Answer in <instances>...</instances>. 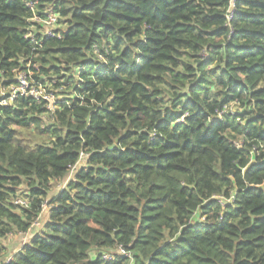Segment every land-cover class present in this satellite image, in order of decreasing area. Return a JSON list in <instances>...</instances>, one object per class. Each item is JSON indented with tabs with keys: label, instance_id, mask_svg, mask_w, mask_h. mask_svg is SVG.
<instances>
[{
	"label": "trees",
	"instance_id": "16d2710c",
	"mask_svg": "<svg viewBox=\"0 0 264 264\" xmlns=\"http://www.w3.org/2000/svg\"><path fill=\"white\" fill-rule=\"evenodd\" d=\"M0 103L7 264H264V0H0Z\"/></svg>",
	"mask_w": 264,
	"mask_h": 264
},
{
	"label": "built area",
	"instance_id": "2783aa9c",
	"mask_svg": "<svg viewBox=\"0 0 264 264\" xmlns=\"http://www.w3.org/2000/svg\"><path fill=\"white\" fill-rule=\"evenodd\" d=\"M30 6V4H28ZM32 20H35L36 22L42 23V25L45 27L44 35H42L39 39L35 36V33L31 30L27 31L26 36L33 42L38 43L42 37H50L53 36V28L56 27L57 22V16L51 13L46 14V17L43 19H40L37 16H34ZM18 85L11 86L9 89V99H13L17 94H20L22 96H32L36 98V100H46L47 101V108L52 109V106L54 104V98L53 97H47L42 91H38L35 89L34 86H31L23 77V75L16 78ZM1 102L4 104L5 100H1ZM0 103V104H2ZM14 203L18 206H24L26 207L28 205L27 198H23L20 196H17L14 199ZM13 254H10L4 258H2V255H0V264H7L12 259ZM115 256H125L130 258L131 253L129 250L125 249L122 246H118L113 250H109L104 252L103 257L108 260H112Z\"/></svg>",
	"mask_w": 264,
	"mask_h": 264
},
{
	"label": "crops",
	"instance_id": "0c3cea01",
	"mask_svg": "<svg viewBox=\"0 0 264 264\" xmlns=\"http://www.w3.org/2000/svg\"><path fill=\"white\" fill-rule=\"evenodd\" d=\"M41 216L44 217L46 216V217L43 218L40 223L39 220ZM47 220H48V214L47 211L44 210L42 211V213H40V215L37 217V219L34 221V223L31 225V227L28 229L27 232L19 233L15 236L13 235L14 241H12V243L5 244V240H2L0 244L3 245V247H6V251L3 252L6 254L4 256H8L10 254L16 253L23 247V245L30 243L31 239L35 235H38L42 232L43 226L47 222Z\"/></svg>",
	"mask_w": 264,
	"mask_h": 264
},
{
	"label": "rangeland",
	"instance_id": "374dc122",
	"mask_svg": "<svg viewBox=\"0 0 264 264\" xmlns=\"http://www.w3.org/2000/svg\"><path fill=\"white\" fill-rule=\"evenodd\" d=\"M84 160V157H82L81 159H80V162H79V164L81 163V161H83ZM79 164L77 165H75V167H73L70 171H71V173H73V172H75L77 169H78V167H79ZM66 183H67V181L66 180H64V181H58V182H54V183H51V187H50V189H49V193H48V195L46 196V199H45V204L43 205V207H42V211H44V210H47V208H48V206H49V204H48V202L50 201V199L53 197V196H55V194H56V192H57V190H60L63 186H65L66 185ZM16 194H18L17 196H20V197H25L26 198V189H25V186H20V188H18L17 190H16ZM42 211H41V213H42ZM46 217V216H45ZM44 216H41V218H40V220H39V222L41 223V220L43 219V218H45ZM15 235H17V234H15ZM14 235V236H15ZM20 239V238H19ZM18 240V239H17ZM12 241H14L13 240V235H10V236H8V237H6L5 238V244H10V243H12ZM1 248L3 249V250H1V251H6V247H3V245H1ZM5 254V253H4Z\"/></svg>",
	"mask_w": 264,
	"mask_h": 264
}]
</instances>
